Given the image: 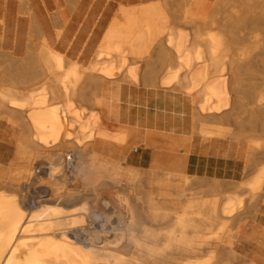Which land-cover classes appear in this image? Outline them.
<instances>
[{
    "label": "bare ground",
    "instance_id": "1",
    "mask_svg": "<svg viewBox=\"0 0 264 264\" xmlns=\"http://www.w3.org/2000/svg\"><path fill=\"white\" fill-rule=\"evenodd\" d=\"M0 34V264H264V0H0ZM108 84L185 95L191 133L149 131L148 169L105 156L130 138ZM194 134L230 141L202 161Z\"/></svg>",
    "mask_w": 264,
    "mask_h": 264
},
{
    "label": "crops",
    "instance_id": "2",
    "mask_svg": "<svg viewBox=\"0 0 264 264\" xmlns=\"http://www.w3.org/2000/svg\"><path fill=\"white\" fill-rule=\"evenodd\" d=\"M1 35V34H0ZM10 38L6 37L9 50ZM103 90V120L128 128L129 144H138L149 131L180 136L191 133V103L178 92L121 84Z\"/></svg>",
    "mask_w": 264,
    "mask_h": 264
},
{
    "label": "rangeland",
    "instance_id": "3",
    "mask_svg": "<svg viewBox=\"0 0 264 264\" xmlns=\"http://www.w3.org/2000/svg\"><path fill=\"white\" fill-rule=\"evenodd\" d=\"M92 52H93V50L91 51L90 54H87L85 56H83V55H77L76 56V54H75L72 56V59L76 60L81 65L85 66L89 62V58L91 57ZM0 61L4 62V60H2V59H0ZM5 66H6V64L1 66L0 75H2L4 73L3 69ZM41 82H42V79L34 81L31 84L27 85V89L38 88L39 86L42 85ZM217 125L219 127H221V129L223 131H227V132H229L230 129L233 128L231 123H226V122L221 123V124H217ZM18 133H19V130L18 131L13 130L11 128V126H8L4 122H2L0 124V163L1 164L5 161L7 162L6 164H8L10 161L14 160V155H12V152L14 151L13 150L14 145L16 144L17 139H18L17 138ZM228 141H230V139L219 138V137H215V138L208 140V139H204L203 137H200L199 135L194 134L193 156H194V158L201 159L202 161L205 159H208V158H212V157H214V154L208 155L206 142H228ZM144 142H145V140H144ZM144 142L140 141L138 144H129L128 146H126L124 148L118 147V148L112 149L111 147H107V149H105L103 151V154L107 157L121 161V164L126 168H133V169L146 168V169H148L149 166L153 163L152 157H151L152 152L150 150L145 149ZM8 153H10V158H8L9 162L7 161V159L5 160L3 158V156H5ZM219 156H222V154H219ZM218 157L215 156L214 158H218ZM248 179H249V176L239 175V176H237L236 181L244 183ZM124 183H125L124 180H122V184H124ZM87 186H89V185H83L82 190H86ZM191 188L193 189V191H189L188 194L199 191V190H196L197 186H191L190 189ZM120 190H121L120 188H117V189L112 190V192L117 196L119 195L121 197H124L123 193L119 194ZM238 190H240V189H238ZM92 201H93L92 198L88 199V202H87L88 207L96 209L97 211L103 210V206H101L100 204L95 205ZM87 223L91 224L92 222L90 220H87ZM255 225H256V223H255ZM255 236H257V235H255ZM255 239H256V237H253V235H252L251 243H253L255 246L258 247L259 243Z\"/></svg>",
    "mask_w": 264,
    "mask_h": 264
}]
</instances>
